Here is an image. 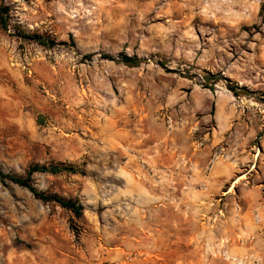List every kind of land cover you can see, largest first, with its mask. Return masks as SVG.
<instances>
[{
  "label": "rangeland",
  "instance_id": "obj_1",
  "mask_svg": "<svg viewBox=\"0 0 264 264\" xmlns=\"http://www.w3.org/2000/svg\"><path fill=\"white\" fill-rule=\"evenodd\" d=\"M4 7L0 264H264V0Z\"/></svg>",
  "mask_w": 264,
  "mask_h": 264
},
{
  "label": "trees",
  "instance_id": "obj_2",
  "mask_svg": "<svg viewBox=\"0 0 264 264\" xmlns=\"http://www.w3.org/2000/svg\"><path fill=\"white\" fill-rule=\"evenodd\" d=\"M9 8L4 7L0 9V27L4 30H7V16L9 14ZM23 39L33 41L35 43H38L42 46L53 48L57 45H62L57 43L54 40H51L50 38H46L37 34L34 35H28L23 34ZM86 59H91L92 56L88 55L85 56ZM102 59L108 60V61H115V62H121L131 67H138L142 64V60L138 57H129L124 54H120L117 57L103 54L101 56ZM162 65V64H161ZM36 173H46L51 175H59L63 173L67 174H83L80 168L74 167L72 165H66V164H54V165H33L28 170L25 177H15L5 174L3 171L0 170V178L2 180H10L13 183L22 186L24 188H27L36 198L42 200V201H52L57 204H59L62 208L71 211L76 217H81L84 213V206L75 200L72 199H64L58 195H47L44 192L36 190L33 183V175Z\"/></svg>",
  "mask_w": 264,
  "mask_h": 264
}]
</instances>
